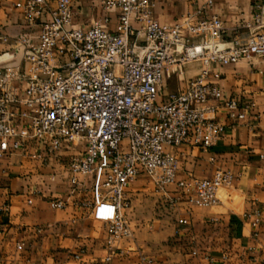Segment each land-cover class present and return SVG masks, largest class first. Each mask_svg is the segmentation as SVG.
Segmentation results:
<instances>
[{
  "label": "built area",
  "instance_id": "1",
  "mask_svg": "<svg viewBox=\"0 0 264 264\" xmlns=\"http://www.w3.org/2000/svg\"><path fill=\"white\" fill-rule=\"evenodd\" d=\"M212 2L206 0V5ZM71 4H17L26 22H40L41 28L38 43L25 49L21 68L0 67V157L23 146L24 140L55 150L63 140L83 143V152L69 164V179L75 185L78 173L100 174L91 188L92 198L82 204L91 209L110 206L104 238L107 262L120 250V242L132 236L126 219L127 188L141 171L149 174L156 191L175 185L180 194L167 198L170 206L181 197L200 208L219 203L218 192L231 184V172L217 168L208 178L176 180L178 159L171 149L192 142L206 150L212 136L223 131L215 118L221 106L230 116L245 119L253 104L224 98L218 85L208 80L219 78L209 65L264 56V28L225 39L217 16L195 22L186 16L166 25L156 19L152 0H100L105 10H118L115 29H104L99 21L83 29L71 23ZM45 14L48 19L42 18ZM19 41L25 43L23 38ZM193 61L201 63V72L186 79L183 89L163 92L164 75H181ZM13 80L27 82L23 101L30 111L23 127L13 124L9 109L17 101ZM31 156L46 161L45 155ZM65 204L63 199L50 201L53 209ZM7 210V204L0 206V212ZM22 248L23 243L16 245ZM142 261L151 264L144 257Z\"/></svg>",
  "mask_w": 264,
  "mask_h": 264
},
{
  "label": "crops",
  "instance_id": "2",
  "mask_svg": "<svg viewBox=\"0 0 264 264\" xmlns=\"http://www.w3.org/2000/svg\"><path fill=\"white\" fill-rule=\"evenodd\" d=\"M25 1L0 0L1 68H21L25 49L39 41L40 22L28 24L17 6ZM152 1L161 24L172 25L186 16L191 22L217 16L223 22L225 39L264 28V0H213L210 6L206 0ZM71 3L73 25L88 29L99 21L104 29H115L118 10H105L100 0ZM202 68L199 61H193L181 75L165 74L162 91L183 89L186 79L197 76ZM209 69L219 73V78L208 80L218 85L224 98L233 97L253 108L241 120L221 106L215 118L223 131L212 136L206 150L185 142L171 151L178 159L176 180L208 178L217 168L231 172L233 180L219 190L218 204L200 208L181 197L170 206L167 198L180 194L175 185L156 191L149 174L141 171L127 188L126 219L132 236L122 240L120 250L106 262L104 238L110 206L103 203L91 209L82 204L92 198L91 188L100 174L78 173L75 185L69 179V164L83 152V143L63 140L55 150L24 140L23 146L0 157V206L8 205L6 212H0L2 264H145L142 257L151 264H264V56L210 64ZM12 87L17 100L9 107L13 124L23 127L30 111L23 101L27 82L13 80ZM122 149L126 150V140ZM32 154L45 155L46 161ZM53 199L66 204L53 209ZM20 242L23 248L17 250Z\"/></svg>",
  "mask_w": 264,
  "mask_h": 264
}]
</instances>
